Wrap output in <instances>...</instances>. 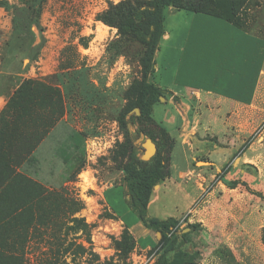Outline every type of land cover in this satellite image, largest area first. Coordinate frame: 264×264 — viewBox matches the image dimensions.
Instances as JSON below:
<instances>
[{
	"label": "rangeland",
	"instance_id": "1",
	"mask_svg": "<svg viewBox=\"0 0 264 264\" xmlns=\"http://www.w3.org/2000/svg\"><path fill=\"white\" fill-rule=\"evenodd\" d=\"M0 1L9 6L0 7V115L25 80L52 78L64 107L29 158L27 117L4 135L21 166L20 178L0 189V264H147L151 252L130 245L132 236L99 194L122 179L130 157L142 160L147 141L154 144L139 132L134 106L141 46L126 42L110 58L105 49L116 30L110 38L109 27L95 20L108 3L123 0H45L40 9L31 0ZM243 16L237 17L243 28L264 36L261 7L246 8ZM165 96L152 108L157 123ZM232 114L225 136L202 144L196 166L205 180L187 216L173 190L161 196L166 218L180 220L178 235L188 234L170 254L175 264H264V83L251 105ZM8 157L0 151V164Z\"/></svg>",
	"mask_w": 264,
	"mask_h": 264
},
{
	"label": "crops",
	"instance_id": "2",
	"mask_svg": "<svg viewBox=\"0 0 264 264\" xmlns=\"http://www.w3.org/2000/svg\"><path fill=\"white\" fill-rule=\"evenodd\" d=\"M163 15L164 33L149 77L166 92V110L158 124L173 140L169 176L153 188L147 206V217L159 220L167 219L161 196L171 190L184 200L182 216H187L201 195V180H205L203 169L196 166L202 144L208 137L219 141L231 128L227 121H233V108L251 105L264 83V36L216 17L172 7L166 8ZM108 36L114 37L115 29L109 28ZM212 152L207 149V154ZM20 166L21 162L18 171ZM99 194L110 213L126 225L135 247L151 252L147 264H154L159 234L138 220L122 179L103 186Z\"/></svg>",
	"mask_w": 264,
	"mask_h": 264
},
{
	"label": "trees",
	"instance_id": "3",
	"mask_svg": "<svg viewBox=\"0 0 264 264\" xmlns=\"http://www.w3.org/2000/svg\"><path fill=\"white\" fill-rule=\"evenodd\" d=\"M43 2L45 0H31L30 7L37 6L40 9ZM257 6H262L261 0H123L117 4L108 3L107 9L96 16L97 22L116 30L117 38L107 44L105 49L110 58L114 54H119L124 49L126 42H136L141 46L139 62L142 67V80L137 88L134 106L140 112L138 120L142 128L139 132H142L154 143L156 152L148 161L130 157L122 167L121 173L122 181L127 187L130 206L136 212L138 220L146 228L160 234L157 245L154 247L156 251L155 264H175L177 261L174 259L171 262L170 254L180 248L188 235H178L179 219L169 217L159 220L147 217V206L154 186L169 176V157L173 146V140L169 134L151 117L153 106L159 103L158 98L162 92L165 93V90L155 86L151 81L147 82V78L153 72L154 53L164 33L163 12L166 8L172 7L177 11L216 17L243 28V24L238 22L237 17L243 18V11L246 8ZM0 7L4 10L9 8L5 1H0ZM249 102L247 104H250ZM63 113L61 92L55 86L52 78H47L44 81L25 80L14 91L0 115L2 122L0 125V151L9 154V160L0 164L2 172L4 171L0 177V189L10 181L20 178L18 174L20 161L11 158L12 153L8 150L4 139L9 127L14 123H20L23 117L29 119L28 126L32 128V133L30 132L31 134L25 139L30 144L24 152V156L28 157L43 139L48 128L59 121ZM78 137V134H74L72 140L78 143ZM14 140H17V144L21 141L18 135H15ZM80 169L81 167H77L75 173H78ZM262 198L264 200V197ZM193 227L194 225H188V228ZM125 229L127 230L126 225ZM262 242L264 245V234ZM134 243L135 241L131 237L130 245L132 246ZM180 264L197 263L183 261Z\"/></svg>",
	"mask_w": 264,
	"mask_h": 264
},
{
	"label": "water",
	"instance_id": "4",
	"mask_svg": "<svg viewBox=\"0 0 264 264\" xmlns=\"http://www.w3.org/2000/svg\"><path fill=\"white\" fill-rule=\"evenodd\" d=\"M139 111L138 110H136V113H138ZM148 142V141H147ZM152 144V143H151ZM153 145V152L151 153V155L150 156H148L145 160H149L155 153H154V151L156 152V147H155V145L154 144H152ZM146 154H147V148L146 147H144V154H143V156H141L140 157V159H142V160H144V157H146Z\"/></svg>",
	"mask_w": 264,
	"mask_h": 264
},
{
	"label": "bare ground",
	"instance_id": "5",
	"mask_svg": "<svg viewBox=\"0 0 264 264\" xmlns=\"http://www.w3.org/2000/svg\"><path fill=\"white\" fill-rule=\"evenodd\" d=\"M146 144L147 145H145V147L147 148V154H146V157L145 158H147L148 156H150L151 153L153 152V145L151 144V142L148 141Z\"/></svg>",
	"mask_w": 264,
	"mask_h": 264
},
{
	"label": "built area",
	"instance_id": "6",
	"mask_svg": "<svg viewBox=\"0 0 264 264\" xmlns=\"http://www.w3.org/2000/svg\"><path fill=\"white\" fill-rule=\"evenodd\" d=\"M150 258H151V256H150Z\"/></svg>",
	"mask_w": 264,
	"mask_h": 264
}]
</instances>
